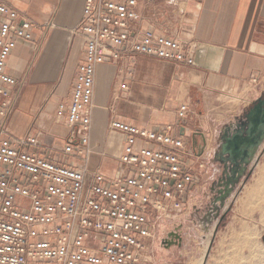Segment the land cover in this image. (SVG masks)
Listing matches in <instances>:
<instances>
[{"label":"crops","instance_id":"crops-1","mask_svg":"<svg viewBox=\"0 0 264 264\" xmlns=\"http://www.w3.org/2000/svg\"><path fill=\"white\" fill-rule=\"evenodd\" d=\"M1 1L34 24L32 41L17 40L6 61V71L17 83L4 125L13 136L35 133L42 144L61 149L77 140V130L58 120L56 113L60 103L69 101L83 59L84 38L77 26L84 0ZM136 11L135 31L152 29L190 43L194 62L142 54L120 61L106 58L95 72L89 145L73 161L88 173L113 176L122 170L118 157L123 135L109 128L111 119L155 130L170 127L172 135L183 136V156L197 176L184 194L180 218L174 221L191 234L200 219L201 227H208V218L232 199L260 150L258 172L264 184L263 139L230 195L223 204L217 201L223 187L218 181L222 168L215 157L220 133L238 122L264 93V0H138ZM253 78L256 83H251ZM232 93L245 98L233 108L220 99ZM181 104L188 105L185 118L177 115ZM211 169L216 171L213 179ZM251 186H245L246 192ZM171 233L181 250H187L185 239ZM169 243L173 244L171 238Z\"/></svg>","mask_w":264,"mask_h":264},{"label":"built area","instance_id":"built-area-1","mask_svg":"<svg viewBox=\"0 0 264 264\" xmlns=\"http://www.w3.org/2000/svg\"><path fill=\"white\" fill-rule=\"evenodd\" d=\"M137 3L84 0L77 26L83 59L69 101L56 113L77 130V140L57 149L35 133L13 136L4 125L17 83L6 61L17 40L32 41L34 24L0 0V264H151L147 243L155 229L184 208V194L197 176L183 156V136L172 135L170 127L155 130L111 119L109 128L123 135L122 170L113 176L88 173L73 161L89 145L95 72L106 58L142 54L194 62L190 43L132 28ZM187 113L188 105L181 104L178 117ZM175 235L166 242H175Z\"/></svg>","mask_w":264,"mask_h":264},{"label":"rangeland","instance_id":"rangeland-1","mask_svg":"<svg viewBox=\"0 0 264 264\" xmlns=\"http://www.w3.org/2000/svg\"><path fill=\"white\" fill-rule=\"evenodd\" d=\"M220 99L233 108L245 98L241 93H232ZM262 157L260 150L244 184L239 186L230 201L219 208L215 216L208 218L211 220L208 227L202 228L203 219H200V226H195L188 234L185 226L174 223L180 218L179 213L163 220L147 243L151 264H264V184H261V172H258ZM215 175L216 171L211 169L210 178L213 179ZM248 183L252 186L246 192ZM223 213V219L218 222ZM201 214L196 213L198 218ZM172 231L177 232L181 240L185 239L187 250H181L178 242H166Z\"/></svg>","mask_w":264,"mask_h":264},{"label":"water","instance_id":"water-1","mask_svg":"<svg viewBox=\"0 0 264 264\" xmlns=\"http://www.w3.org/2000/svg\"><path fill=\"white\" fill-rule=\"evenodd\" d=\"M264 139V93L244 111L234 125H226L220 133L219 147L215 154L221 166L218 176L223 186L217 201L223 200L232 192L245 167L250 163L255 150ZM224 213L219 220L223 219Z\"/></svg>","mask_w":264,"mask_h":264}]
</instances>
